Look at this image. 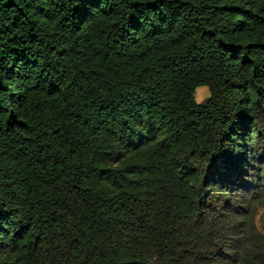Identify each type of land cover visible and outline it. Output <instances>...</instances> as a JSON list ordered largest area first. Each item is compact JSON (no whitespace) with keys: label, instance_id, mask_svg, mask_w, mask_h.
<instances>
[{"label":"trees","instance_id":"obj_1","mask_svg":"<svg viewBox=\"0 0 264 264\" xmlns=\"http://www.w3.org/2000/svg\"><path fill=\"white\" fill-rule=\"evenodd\" d=\"M261 206L264 0H0V264H264Z\"/></svg>","mask_w":264,"mask_h":264},{"label":"rangeland","instance_id":"obj_2","mask_svg":"<svg viewBox=\"0 0 264 264\" xmlns=\"http://www.w3.org/2000/svg\"><path fill=\"white\" fill-rule=\"evenodd\" d=\"M198 88H199V95L204 97V99H203V101H204L210 95L209 88L207 86H199ZM197 89H196V94H197ZM263 214H264V207L261 206V207H259L258 214L256 215V218H255V220L259 226L262 223L261 218H262Z\"/></svg>","mask_w":264,"mask_h":264},{"label":"clouds","instance_id":"obj_3","mask_svg":"<svg viewBox=\"0 0 264 264\" xmlns=\"http://www.w3.org/2000/svg\"><path fill=\"white\" fill-rule=\"evenodd\" d=\"M195 100L197 103H202L203 102V99L204 97H202L201 95H199V88L197 89V94L195 95Z\"/></svg>","mask_w":264,"mask_h":264}]
</instances>
